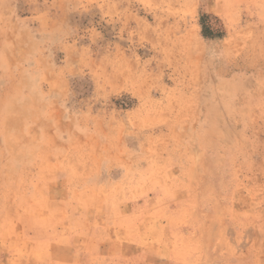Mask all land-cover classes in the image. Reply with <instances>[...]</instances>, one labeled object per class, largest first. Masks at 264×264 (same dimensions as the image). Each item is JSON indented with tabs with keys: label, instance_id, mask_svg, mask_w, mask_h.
<instances>
[{
	"label": "rangeland",
	"instance_id": "obj_1",
	"mask_svg": "<svg viewBox=\"0 0 264 264\" xmlns=\"http://www.w3.org/2000/svg\"><path fill=\"white\" fill-rule=\"evenodd\" d=\"M0 264H264V0H0Z\"/></svg>",
	"mask_w": 264,
	"mask_h": 264
}]
</instances>
